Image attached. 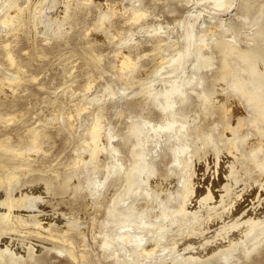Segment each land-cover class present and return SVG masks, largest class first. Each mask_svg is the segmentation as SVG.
Wrapping results in <instances>:
<instances>
[{"label": "bare ground", "instance_id": "6f19581e", "mask_svg": "<svg viewBox=\"0 0 264 264\" xmlns=\"http://www.w3.org/2000/svg\"><path fill=\"white\" fill-rule=\"evenodd\" d=\"M44 1L26 0L19 5L18 0H0V24L14 33L31 27ZM120 1L123 3L67 0L63 19L75 26L81 8L97 9L98 22L85 24L82 33L90 43L89 49L84 47L89 78L95 75L101 78L110 72L128 86L137 71L146 70L143 57L149 55V48L168 52L159 54L146 79L139 81L145 88L135 94H141L142 99L118 105L120 116L124 115L126 106L138 116L137 119L130 116L125 130L110 124L104 131L107 101L119 94L113 84L107 82L103 94L99 93L101 96L96 94L98 92L95 95L86 92L81 98L76 97L79 100L69 111L65 110L63 102L52 101L57 113L53 119L26 124L23 133L6 132L9 126L25 120L21 118L22 108L17 105V89L38 81L37 74L30 72L33 57L50 54L42 48H34L27 57L19 51L16 34L10 36L8 32L9 36L0 38V264L46 263L41 252L48 254L52 250L68 255L70 262L77 264L252 263L255 255L264 252V211H256L264 201L261 192L264 189V0L257 3L255 15L248 21L250 33L243 34V38L241 27L243 20L249 17L250 0H239L237 20L218 14L231 9L235 0H184L213 11L208 13L209 21H200L203 10H196L192 18L176 23L185 27L180 35L185 38L184 45L174 36L175 26H163L161 22L156 26L146 21L152 11L145 0ZM152 1L157 5L158 0ZM168 8V5L163 7L164 11H171ZM117 16H123L127 24L118 35L111 29ZM137 24L152 36L144 41L141 36L138 39L133 27ZM78 36L81 39V35ZM101 37L115 41L109 57L94 51L93 45ZM245 40L248 42L242 45L241 41ZM144 42H151L152 46L142 51ZM230 50L243 55L246 64H241V68L232 65L228 59ZM78 54V50H73L61 53L60 57L69 59ZM257 62L262 65L258 69L254 68ZM66 67L65 73H75L73 66L69 71ZM247 68L253 71V79L243 75L242 71ZM246 82H252V87ZM91 88L92 81L85 89ZM224 90H229V94L223 96ZM62 93L69 95L70 101L75 100L76 91L71 83ZM89 114L93 117L91 121L86 116ZM77 121L83 128L74 135ZM52 125L70 131L81 143L75 147L76 155L71 158L75 163L85 162L82 170L85 175L78 176L77 180H72L67 172L71 163L66 162L65 167H70L67 170L51 167V175L36 165L37 159L48 154L54 145ZM116 138L121 140L115 142ZM87 146L88 152L83 154ZM208 153L214 156L212 175L222 174L225 178L216 184L214 180L204 182L207 189L204 185L198 189L199 181L194 179L196 162L202 159L206 163ZM221 153L227 158L223 163H220ZM174 174L180 187L177 192L162 195L163 180ZM37 183L46 194L65 195L62 201L76 200L78 208L92 212L94 223L107 206L105 223L110 226L105 225L102 239L92 236L93 244L100 245L102 252L93 254L91 243L89 249L84 248L88 238L78 224L60 227L56 222H43L34 210L20 213L22 207H29L26 197L45 198L43 192L34 193L35 190L29 189ZM255 185L251 208L246 209L238 203L248 188ZM116 186L120 193L111 195L112 204H106L105 198ZM254 199H257L256 205ZM193 201V206H189ZM70 203L74 205L73 201ZM205 231L212 238L197 243V247L206 248L217 239L227 243L215 247L209 257H204L202 251L176 250L179 240L187 242L188 248L193 247L194 238L202 234L204 237ZM17 241L22 250L16 246ZM37 241L41 243L38 247ZM237 251L239 256L235 254Z\"/></svg>", "mask_w": 264, "mask_h": 264}, {"label": "rangeland", "instance_id": "374dc122", "mask_svg": "<svg viewBox=\"0 0 264 264\" xmlns=\"http://www.w3.org/2000/svg\"><path fill=\"white\" fill-rule=\"evenodd\" d=\"M25 1L26 0H18L19 5L23 4ZM66 1L67 0H54L53 2V0H45L42 6L37 9V15H36L37 17L35 16L33 23H31V27L27 29L23 27L24 29L21 28L20 30L16 31V33H14V31L11 32L10 30L7 29L6 26L4 27L3 24H0V32H1L0 38L6 37L9 35L14 36V34H16L19 51L22 55L27 56V57L31 56V53L34 51V48H38V49L42 48L41 50H44L50 54L48 57H43L39 55L33 57V61H32L33 65L30 66V72L33 75L37 74L38 81L34 80V82H30L27 85H22L21 87L17 89V94H19L17 95L19 99V102L17 105L19 108H22L20 112L21 118L25 117V120L27 122L24 120L22 123L13 124L9 126L6 130L4 128H1L2 131L5 130L6 132H9L12 134H14L15 132L23 133L25 131L24 129H26L25 128L26 124L34 125L36 123L38 124L40 120H43V121L46 119L51 120L54 118V116H56L55 114H57L55 111L56 109L55 105L53 103L54 101L63 102V105L65 106V110L69 111L71 108H73L74 102L79 100L77 98L79 97L81 98L86 92H90V95H95V93L98 92L96 94L101 96L100 94H103L104 86H106L107 82H111L113 84V87L116 88L115 90L119 94L114 98L112 97L111 100L109 99L107 101L108 103L106 105V109L108 110L106 111V115L104 117V122H103L104 125H106L104 131H106V128H108L110 124L111 125L114 124V126L117 127L116 129L118 130L119 129L125 130L127 128V124L130 122V116H134V118L136 119L138 118V116H135L136 111L130 109L127 106H126L124 115L120 116L119 114H117V109H118L117 107L119 104H122V103L124 104V102H126L127 100L142 99L141 94H135V91L145 88V86H140L139 81L146 79L145 76L154 68L155 61L158 60L159 54L163 53L167 55L168 52H162L160 50H151L149 47L152 46V43L144 42L142 44L143 47H141L142 51H144L145 49L147 50V48H149L147 50L149 55H146L143 57L144 59L143 62L147 64V68L145 71L143 70L137 71L135 73L134 78L132 79V83L128 86H125L126 84L123 79L121 80V78L117 76L114 77V75H112V73L110 72H107L105 76L101 78H99L97 75L89 78L87 76V67L84 61L85 60L84 56L86 55L84 50L85 48L89 49V47L87 46H89L90 43L86 42V39L84 36H82V33L85 31V28H84L85 24H91L93 22H98L96 20L97 9H95L96 7H92L90 9L88 7H84L83 9L81 8L77 12L78 20L75 26L78 24L79 25L76 26L77 28H75L74 25L69 24V22L67 24V22L63 19V15H64L63 6ZM262 1L263 0H250L249 1L248 3L250 7L249 17L247 16V19L243 20V26L241 27L242 29L241 38L244 37L243 34L250 33L251 29H250V24L248 23V21L253 18V16L255 15L257 11L258 9L257 3L262 2ZM117 2L120 4L123 3L120 0H117ZM144 2H145V5L150 6V9L152 11V13L146 17V21L156 26L159 25V22H161L163 26H167V25L169 27L175 26L176 28L174 29L175 31L174 36L179 37L180 44L182 43L183 45L186 43V41H185V38L184 37L181 38L180 35L184 33L185 27L183 26V24H176V23H178L179 20H185V19L192 18L191 16L194 14V12L196 13L199 10H203V16L199 20L200 21L204 19L208 20L210 19L208 16V13L213 12L211 9L209 10V8H206V7L203 8L202 4L201 5L193 4L191 2H185L184 0H158L156 2L157 5H154L155 2L152 0H145ZM238 2L239 0H235V4L231 7V9L226 10V12L223 11L224 14L223 12L222 13L220 12L218 14L219 15L221 14V17L222 18L224 17L225 19L226 18L229 19L232 17V18H236L237 20ZM167 5L169 6L168 9H170L171 11H166V10L164 11L163 7ZM255 5L257 6V8L255 7ZM190 8L192 9L190 10ZM89 10H91L90 13L88 12ZM192 10L193 12H191ZM106 24L107 23H104V25ZM126 25L127 24L125 23V18L123 16H117L114 20V25L111 27V29L114 34L118 35L121 32H123L122 27ZM133 27L134 29H136L134 32L137 31V33H135V36L138 39H140V36H141L142 41L152 36V35L150 36L148 33L146 34V32H144L141 29V26L138 24L134 25ZM31 28L34 29L35 31L32 32ZM165 29L166 27L164 28V30ZM8 32H11V33L9 34ZM76 33L78 35H81L80 37L81 39H79V36L76 35ZM62 36L65 38L64 39L65 41L62 39L63 38ZM48 38H50V40ZM115 39H117V37H115ZM114 42H115L114 39L109 40L107 38L101 37L98 43L93 45L95 46L94 51L96 53H102L109 57V55L113 54L112 50L115 47ZM246 42L248 41L247 40L241 41V44L246 45ZM32 47H33V50H32ZM73 50H78L79 56L78 55L72 56L69 59H68V56H66V58L60 57L61 53L66 54ZM228 59L232 65H237L238 68H241V64H246V62L243 60V55L232 52L231 50L228 52ZM84 65L86 68H84ZM259 65L262 66L261 64H259V62H257L254 68H257V69L260 68ZM72 66H73L72 72H75V73L69 75L70 74L69 70L71 69ZM64 67H66V70L69 71L68 73H65ZM4 71L8 75L11 74V71H7V70H4ZM76 73L77 74L79 73V75L77 76ZM242 73L244 76H248L251 79H253V71L250 70L249 68H247L246 71H242ZM66 81L68 82L65 83ZM91 81H92V88L90 90L85 89L88 86V83ZM70 83L74 87V91H76V96H75L74 101H70L69 100L70 98L68 97L69 95H63L62 93V89ZM158 84H161V83L158 82ZM246 84L252 87L253 83L246 82ZM228 94H229V90H224L222 92L223 96H226ZM110 97L111 96H106V98H110ZM156 110L160 111L158 108H156ZM89 115H86L88 116V118L87 117L86 118L89 121H91L93 117ZM80 125H81V122L77 121L75 129H74V135H77L82 130L83 127L82 126L80 127ZM50 130L54 134L55 142H54V145L50 147V149L48 150V154H46L45 156H41L40 158L37 159L36 165H38V169L39 168L42 170L44 169L46 170L47 175H51L53 172L50 171V169L60 168L61 170H67L70 167L68 166L65 167V165H67V163H71V168L67 170V172L71 175L72 180H77L78 176L80 177L84 176L85 173L82 172V170L85 166V162L81 161L79 163H75L74 160H71V158L76 155V152L74 151L75 147L81 144L77 136L70 134V131L66 129H63V128L60 129L59 125L58 126L52 125V127H50ZM119 140L121 139L116 138L115 142ZM88 149H89L88 146L86 147V149H83V154H86L88 152ZM225 156L226 155L224 153H221L220 163H223L225 160H227ZM208 164H210V167L206 168ZM213 165H214V156L211 153L207 154L206 163L205 161H202V159L196 162L197 175L195 174L194 179L195 181L196 180L199 181L197 183V185H199L198 189L202 188L203 185H204V188L207 189V184H204V182H211L212 180H214L216 184L220 182L221 179L225 178L224 176H222V174L219 176L216 175L215 177L212 175L213 170H214ZM34 174H39V173L35 172ZM162 186L164 187V189L161 191L162 195H166L171 191L177 192V189L180 187L175 174L173 175L172 178L163 180ZM118 188L119 187L116 186L115 188H112L110 190V195H108V197H106L104 200L106 204H112L111 195L112 196L118 195L120 193V189ZM256 188H257L256 185L253 187H249L248 191L245 192L244 198L238 204L243 205L246 209L251 208L252 203L250 202H251V199L253 197L252 195L254 194V191L256 190ZM29 189L35 190L33 191L34 193L43 192V196H45V198L39 199L36 197L35 198L26 197L25 202H26V205H28L29 207L28 208L22 207V211H20V213L22 214L29 213L28 210H34L36 213H39L37 215L43 219L42 220L43 222H48V221L56 222L60 227H65L72 223L80 225L82 232H84L88 238L86 246L84 247L85 249L90 248L88 244L90 243L93 244V240H92L93 235L97 236L99 239L103 238L105 225H106L105 212H106L107 206H104L103 208L104 212H102L97 217L94 223L92 221V217H93L92 212L87 211V210H81L80 206L78 208L77 206L79 204L77 205L76 200H73L71 198V199H67V201H62V198L65 195L56 196L53 194H46L45 190L42 189L40 183L30 185ZM261 192L263 193V197H264V189H261ZM171 197L173 198V195H171ZM72 201L74 205L70 203ZM254 201L256 205L257 199H254ZM74 202L76 203V205ZM173 203H176V201H174ZM193 204H194V201L189 206H193ZM256 211L257 213H261L264 211V201H262L261 205L256 207ZM219 220L222 221L223 219H219ZM106 226L109 227L110 224ZM206 232L207 231H205L204 237L202 234V236L194 238L193 242L195 243L193 244V247L188 248L187 242L179 240L177 243L176 250L182 251L183 253H188L190 251L197 253L199 251H202V255L204 257H209L210 255L213 254V251H214L213 249L215 247L220 246L223 243H227V241L224 239H217L215 242L211 243V245L207 246L206 248L197 247L198 245L197 243L202 242L206 238H212V235L209 232L207 233ZM17 242H18V245L16 246H19V249L22 250L21 243L19 241ZM170 242H172L171 239H170ZM46 244L50 245V242L46 241ZM39 245H41V243L37 241V247ZM84 248L80 247V249H84ZM101 250L102 249L100 245L93 244V252H95L93 254L102 252ZM46 253L47 252H44V253L41 252L42 255H45L46 263H38V262L30 261V263L28 264H77V262L75 261L70 262L71 260H69L70 258L68 255L66 256V254H60L56 252L55 250L50 251L48 254ZM235 254L236 256H239L238 251L237 253L235 252ZM257 255L253 257L252 263H247V264H254V263L264 264V252L259 253V256Z\"/></svg>", "mask_w": 264, "mask_h": 264}]
</instances>
